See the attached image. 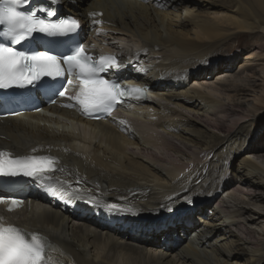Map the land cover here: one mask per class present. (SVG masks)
Here are the masks:
<instances>
[{
    "label": "bare ground",
    "instance_id": "bare-ground-1",
    "mask_svg": "<svg viewBox=\"0 0 264 264\" xmlns=\"http://www.w3.org/2000/svg\"><path fill=\"white\" fill-rule=\"evenodd\" d=\"M59 4L82 19L85 39L131 52L120 57L135 65L128 79L150 96L107 122L71 112L0 124V150L35 148L57 158L60 186L78 193L39 196L19 219L46 232L59 264H264V231L258 236L251 226H264V75L246 70L257 57L264 62V0ZM101 11L102 24L94 26L89 14ZM245 37L246 46L228 50ZM134 41L140 47L132 51ZM244 49L242 65L236 52ZM241 65L243 74L233 75ZM260 86L240 112L247 104L236 97ZM228 115L234 124L221 131L216 120ZM77 200L82 210L66 206ZM246 202L258 209L240 207ZM98 207L148 220L111 228Z\"/></svg>",
    "mask_w": 264,
    "mask_h": 264
},
{
    "label": "snow or ice",
    "instance_id": "snow-or-ice-1",
    "mask_svg": "<svg viewBox=\"0 0 264 264\" xmlns=\"http://www.w3.org/2000/svg\"><path fill=\"white\" fill-rule=\"evenodd\" d=\"M24 0H0V90L11 88L42 87L52 96L69 101L68 108H78L84 115H111L117 104L125 98L139 100L145 89L139 86H121L117 79L105 78L101 73L118 72L122 64L115 55L93 57L73 34L81 28L79 19L56 16L54 8L44 6L34 11H20ZM57 0H49L55 4ZM91 23L102 24L97 19L102 13L92 12ZM43 35H34V34ZM49 37H68L50 40ZM47 45V46H46ZM17 46H20L19 48ZM52 46L62 49L54 52ZM43 49V50H41ZM50 78L44 81L43 78ZM66 78V83H65ZM78 82V83H77ZM77 90L71 93V90ZM51 99V97H50ZM52 103H56L52 99ZM121 123H125L121 121ZM35 148L32 152H36ZM63 172L58 160L49 155H14L0 150V176H24L38 181L46 191L52 189L53 173ZM79 183V181H77ZM67 193V189H52L53 196ZM69 198L77 192L67 193ZM5 198L0 196V204ZM22 200L10 198L8 211L21 206ZM50 241L37 232L6 223L0 217V264H50Z\"/></svg>",
    "mask_w": 264,
    "mask_h": 264
},
{
    "label": "rangeland",
    "instance_id": "rangeland-1",
    "mask_svg": "<svg viewBox=\"0 0 264 264\" xmlns=\"http://www.w3.org/2000/svg\"><path fill=\"white\" fill-rule=\"evenodd\" d=\"M249 41H251V39L250 38H248V37H245V38H242V39H240V40H233L232 42H231V44L229 45L230 47H228V50H230L231 48H234V47H237V46H241V47H244V46H246L247 45V43L249 42ZM243 42V43H242ZM245 49L243 50V51H241V50H239V51H237L236 53H238L239 55H240V59L238 60L239 61V63L241 62V64L243 65V64H245V59L243 58L244 57V55L243 54H245ZM226 53H228L227 51H226ZM260 53L261 54H263L264 52H263V50H259L258 51V55H260ZM261 58V59H260ZM262 58L263 57H257L256 59H254L255 61H253L252 63V66L254 67H252V68H247L246 70L249 72V73H252V72H255V71H258V76H259V78L262 80L263 78L261 77L262 75H264L263 74V72H262V67L264 66V62H263V60H262ZM244 59V60H243ZM257 60H260V61H257ZM256 62V63H255ZM263 62V63H262ZM242 65L241 66H239L235 71H234V73H233V75H236V76H240V75H242L243 74V71H242V69H241V67H242ZM255 65V66H254ZM261 65V67H259V66ZM257 67H258V70H257ZM255 71H254V70ZM249 70H251V72L249 71ZM253 70V71H252ZM261 70V71H260ZM260 71V72H259ZM242 73V74H241ZM253 74V73H252ZM261 75V76H260ZM259 84H264V82H262V81H259ZM191 86H192V84H191ZM257 89V90H256ZM256 90V91H255ZM261 91V86L259 87V88H255L252 92H250L249 91V96H247V97H245V96H237L236 97V101L238 102V98H239V102L241 101V102H243V103H245V104H247V105H245V108H242L241 110L242 111H240V112H244L245 110H246V108L248 107L249 108V106L252 104V103H254L253 101H254V98H255V94L257 93V94H259L260 95V92ZM231 94H235V92H232ZM222 97H224V96H222ZM226 97V96H225ZM233 115H235V116H237V117H239L240 115H236V113L234 112L233 113ZM235 116L234 117H232V118H230V116L228 115V116H225V117H222L221 119H217L216 121H217V124H219V129H221V131H224V130H227L230 126H232V124H234V120H233V118H235ZM261 116H264V113L263 114H261ZM215 122V121H214ZM220 132V131H219ZM250 196V195H249ZM249 196H246V198H247V200H248V198H249ZM227 197V195L224 193V194H222L221 196H220V199L221 198H226ZM234 200H237V197H232ZM236 198V199H235ZM232 199V201H234ZM239 201L237 200V203H238ZM240 207H246V208H249V209H252V208H257L256 207V205H251V204H249V203H247L246 202V204L244 203V204H241L240 205ZM251 207V208H250ZM264 207V206H263ZM258 209V208H257ZM250 215H252L251 213H250V211L249 212H247L246 213V215H245V218H251V216ZM264 221V220H263ZM252 226V228H253V230H255L254 232L256 233V235H260V234H262L263 233V231H264V226H260L258 223H253V225H251Z\"/></svg>",
    "mask_w": 264,
    "mask_h": 264
}]
</instances>
